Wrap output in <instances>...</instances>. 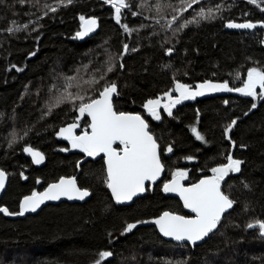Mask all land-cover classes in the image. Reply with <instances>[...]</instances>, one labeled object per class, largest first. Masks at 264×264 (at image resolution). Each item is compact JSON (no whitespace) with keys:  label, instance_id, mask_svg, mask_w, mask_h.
Instances as JSON below:
<instances>
[{"label":"trees","instance_id":"obj_1","mask_svg":"<svg viewBox=\"0 0 264 264\" xmlns=\"http://www.w3.org/2000/svg\"><path fill=\"white\" fill-rule=\"evenodd\" d=\"M130 2L140 15L121 9L118 23L105 0H73L67 7L59 0H0V169L9 176L0 208L19 213L24 196L77 174L86 153L72 150L59 130L80 118L82 133L89 130V119L79 117L71 103L51 107L68 92L79 93L86 102L114 82L119 92L115 110L139 113L148 122L166 168L165 178L149 185L144 197L119 206L106 184L104 158L85 162L78 183L91 192L86 202L49 204L20 218L0 213V264H94L102 251L113 253L103 264H264V237L258 228H247L264 220V98L197 99L172 116L161 112L160 120L144 107L148 100L177 93V82L190 89L227 82L235 89L243 87L250 69L264 71V29H226L233 20L264 22V0H200L174 22L177 13L167 5L178 6L179 0ZM200 8L205 14L212 9V18H201ZM82 16H94L100 24V31L85 41L77 38ZM187 21L193 22L177 31ZM23 25L27 27L15 31ZM233 120L236 124L226 132ZM193 127L204 140L196 138ZM26 146L41 151L46 164L35 167L24 153ZM229 156L243 162L241 171L222 184V191L236 201L233 211L199 246L164 240L152 221L165 211L186 213L163 185L177 170L188 173L186 184L195 183ZM133 223L136 227L125 232Z\"/></svg>","mask_w":264,"mask_h":264},{"label":"snow or ice","instance_id":"obj_2","mask_svg":"<svg viewBox=\"0 0 264 264\" xmlns=\"http://www.w3.org/2000/svg\"><path fill=\"white\" fill-rule=\"evenodd\" d=\"M19 2L24 4L25 0H19ZM105 2L111 4L115 9V18L118 23L121 20V9L129 10L133 16L140 15L139 12L132 11L130 0H105ZM251 2L256 3V0H251ZM59 3L67 7L73 3V0H59ZM197 3H200V0H179L178 6H173L169 3L167 7H171L177 13V15L172 16V21H176L179 15L193 8V5ZM48 7L52 12L57 11L56 7ZM155 8L159 11L161 4H156ZM198 15L203 19L212 18V9H209L208 13L205 14L204 8H200ZM80 19L84 21V26L83 31L77 33V35L83 37L95 29L97 21L95 19L85 20L83 16ZM192 22L187 21L186 24L179 26L177 31L187 26V23ZM195 22L198 23L199 21ZM121 26L125 31H132L127 24H122ZM226 26L228 28L255 29L257 24L252 22H230ZM260 26L264 27V22H260ZM26 27L27 25L17 27L15 31H20ZM7 31L12 32L13 29L9 28ZM124 51H128V45H124ZM167 52L171 55L172 49L169 48ZM108 71H112V68L109 67ZM66 79L71 81L75 77H66ZM100 79H104V77L101 76ZM94 82L99 83V81ZM257 88L264 90V71H259L256 68L248 71L247 81L241 88H230L227 82L221 84L207 82L199 85V90L191 91L188 85L177 82L175 91L180 93L179 97L173 99L171 93H165L168 96L169 103L164 104L163 108L169 116H172V108L175 105L181 103L182 100L203 96L206 91H236L248 97L259 95L264 98V92L258 93ZM98 92V98L88 97L86 102L85 97L79 93L68 92L61 94L54 99L51 107H57L65 102L71 103L78 111L79 117L87 115L91 118L90 123H88L90 131L85 129L82 134L76 135L75 130L81 125L74 122L67 127L61 128L59 135L71 141L72 148L80 149L88 157H97L104 154V157H106V184L108 189L111 190L116 203L129 202L133 200V197L146 191V182L154 183L164 171L158 151L159 145L149 131L148 123L140 115L114 110L112 97L113 95H119L117 85L114 82L103 85L102 90H98ZM76 101H80V103L76 104ZM144 107L156 120L161 119L158 110L161 107L160 99L148 100ZM255 107L256 104H252V108ZM235 124L236 121L233 120L225 131L231 132L232 126ZM192 132L195 133L198 140H204V136L195 127L192 128ZM117 144L122 147H114ZM23 150L30 153L37 164L44 159L42 153L33 150L31 147H26ZM62 150L69 151V149ZM171 151L172 148L169 146L167 152ZM187 159H192V157ZM227 159V164L213 167L210 170L211 176L201 179L198 183L189 187H185L182 183L188 176V173L183 170H177L173 174V179L163 185L164 192L177 193L182 198L184 207L195 214L194 217H185L171 212H164L163 215L154 221L164 236L172 237L176 241H188L195 246L198 241L205 240L206 237H209L210 234L217 230L225 213L232 209L236 203L234 199L222 191V182L229 173H239L243 163L241 160L233 159L231 156ZM5 179V173L0 170V189H3ZM244 187L250 188V185L245 183ZM89 195L90 192L87 189L77 186L75 177L70 179L61 178L58 183L49 185L43 193L34 192L31 196L25 197L19 213H10L7 208H0V212L8 215H24L28 211L35 212L47 200H59L62 196L70 200H84ZM135 227L136 224L134 223L127 224L125 232H131ZM247 228H258L260 235L264 237V220H256L249 223ZM98 256L99 258L94 264H103L106 258L113 256V253L111 251H102Z\"/></svg>","mask_w":264,"mask_h":264},{"label":"water","instance_id":"obj_3","mask_svg":"<svg viewBox=\"0 0 264 264\" xmlns=\"http://www.w3.org/2000/svg\"><path fill=\"white\" fill-rule=\"evenodd\" d=\"M89 19H95V20L97 21L96 27H95V29H94L93 31L89 32L87 35H85V36H83V37H80V36L77 35V38H78L80 41H85V40H87V39H89V38L95 36V35L100 31V24H99L98 19H97L96 17H94V16H90V17L85 18V20H89ZM230 22H231V23H247V22H252V23H256V24H257V27H256L255 29H239V28H228V27L226 26V29L229 30V31L245 32V31H253V30H256V29H264V27H261V26H260V22H253V21H234V20H233V21H229L228 23H230ZM228 23H227V24H228ZM227 24H226V25H227ZM83 26H84V21L82 22V25H81V27H80L79 32H82V31H83ZM79 32H78V33H79ZM205 83H207V82H205ZM211 83H214V84H221V83H216V82H211ZM202 84H204V83H202ZM200 85H201V84H200ZM228 86H229V85H228ZM229 87H230V86H229ZM230 88H231V87H230ZM190 90H191V91H197V90H199V86H198L197 88H195V89H190ZM258 90H259V88H257V91H258ZM219 95L243 96L242 93H240V92H236V91H231V92H228V91H215V92H212V91H206L205 94H204L203 96H197L196 98H205V97H209V96H219ZM116 97H117V95H113V97H112V103H113V108H114V110H115V107H114V101H115V98H116ZM97 98H98V97H97ZM167 98H168V96H167ZM124 113H130V114H134V115H136V114L140 115L139 113H134V112H124ZM86 116H87V115H86ZM140 116H141V115H140ZM87 117H88V116H87ZM141 117H142V116H141ZM142 118H143V117H142ZM88 119H89V123H90L91 118L88 117ZM143 119H144V118H143ZM144 120H145V119H144ZM145 121H146V120H145ZM146 122H147V121H146ZM147 123H148V122H147ZM148 125H149V124H148ZM88 131H90V128H89ZM149 131H150V130H149ZM80 134H82V133H80ZM80 134H79V135H80ZM152 135H153V133H152ZM153 136H154V135H153ZM154 137H155V136H154ZM155 139H156V138H155ZM156 141H157V140H156ZM157 143H158V142H157ZM158 145H159V143H158ZM118 146H119V144L114 145V147H118ZM26 147H31V146H26ZM26 147H25V148H26ZM31 148H32L33 150H35V151H39L38 149H35V148H33V147H31ZM158 151H159V153H160V160H161V163L163 164L162 159H161V148H160V145H159V149H158ZM39 152L42 153L41 151H39ZM24 153H25V155H26L28 158L31 159V161H32V163H33V165H34L35 167H42V166H44V165L46 164V157H45V155H44L43 153H42V154H43L44 159H43V161H42L41 163H39V164H37V163L35 162L34 157H33L30 153H28V152H26V151H24ZM99 158H104L105 166H106V157H104V154H101L100 156H97V157H88V156L86 155L85 158L82 159V160L78 163V169H79V170H78V172H77L76 175H73V176H71V177H62V178L70 179V178L75 177V178H76V182H77V186L80 187V186H79V183H78V178H79V175H80V172H81V165L84 164L85 162L89 161V160H92V159H99ZM163 166H164V164H163ZM0 170H2V171L5 173V176H6L5 183H4V187H3V189H0V201H1L3 195L5 194V192H6L7 188H8V185H9V176L7 175V173H6L3 169H0ZM165 174H166V168H165V166H164V171L161 173L160 177H159L154 183H153V182H146V191H145L144 193L139 194V195L136 196V197H133V200H132V201H129V202H125V203H116L114 197L112 196L111 190H110V189H108V190H109V192H110V194H111V196H112V198H113V200H114V203H115L116 205H119V206H130V205H132L136 200H138V199L144 197V196L147 194L148 186H149V185H157V184H159V183L165 178ZM229 175H230V173H229ZM229 175L225 177V180L222 182V184L227 180V178L229 177ZM208 176H211V175H208ZM208 176L202 177L201 179H204V178H206V177H208ZM60 179H61V178H60ZM60 179H59L58 181H55V182H53V183H50L49 185L54 184V183H58V182L60 181ZM172 179H173V178H172ZM172 179H170V180L167 181L166 183L170 182ZM201 179H199V180L196 181L195 183H198ZM186 182H187V179H185V180L182 181V183H183V185H184L185 187H189V186H191L192 184H195V183H192V184H186ZM49 185H47L43 190L38 191V192H36V193H43V192L49 187ZM80 188H81V187H80ZM221 188H222V185H221ZM82 189H83V188H82ZM87 190H88V189H87ZM88 191H89V190H88ZM89 192H90V191H89ZM32 194H33V193H32ZM32 194H28V195H26V196H24V197L22 198V200H21V202H20V211H21V206H22V204H23V202H24L25 197L31 196ZM166 195L178 199V200L181 202V204H182V206H183V208H184V211H185L186 215H183V214H180V213H176V212H173V211H165V212H171V213H173V214L181 215V216H185V217H194V216H195V214L192 213L190 209H187V208L184 207L183 200H182V198H181L177 193H166ZM90 198H91V192H90V195H89L88 197H85L84 200H79V199H71V200H70V199H68L67 197L62 196L59 200H47V201H45L43 204H41V205L36 209L35 212L28 211V212H25L24 215H27V214H37V213H39L44 207H46V206L49 205V204H59V203H62V202H67V203H84V202H86L87 200H89ZM233 209H234V206H233V208L230 209L227 213H225V215H227L228 213L232 212ZM8 212H9V211H8ZM0 213H2V212H0ZM163 213H164V212H163ZM163 213H162L161 215H163ZM24 215H8V214H7V216L10 217V218H20V217H22V216H24ZM161 215H159L158 217H156V218L152 221V224L156 227V229H157V231L159 232L160 236H161L164 240L169 241V242H173V243H176V244H179V245H182V244H188V245H190V246H193V245L191 244V242H188V241H176V240L173 239L172 237H166V236H164V235L160 232V230H159V226L156 225V224L154 223V221H155L156 219H158ZM218 227H219V226H218ZM217 230H218V228H217ZM217 230H215V232H216ZM210 235H211V234H210ZM210 235H209V236H210ZM207 238H208V237H206L205 240H206ZM205 240H203V241H198L197 244H196L195 246H199V245H201L202 243L205 242ZM195 246H193V247H195Z\"/></svg>","mask_w":264,"mask_h":264},{"label":"flooded vegetation","instance_id":"obj_4","mask_svg":"<svg viewBox=\"0 0 264 264\" xmlns=\"http://www.w3.org/2000/svg\"><path fill=\"white\" fill-rule=\"evenodd\" d=\"M196 88H197V87H196ZM191 89H195V88H191ZM233 89H234V88H233ZM257 92H258V91H257ZM179 95H180V93L177 92V93H175L174 95H172V97H173V99H176V98L179 97ZM231 96L233 97L234 95H219V96H209V97H205V98H195V99L182 100L181 103L175 105V107L172 108V111L175 110L176 108H178V107H180V106L186 104V103L195 102V100H197V99L201 100V99L213 98V97H224V98H225V97H231ZM238 97H248V96L243 95V96H238ZM159 99H160L161 107H160L158 110H159V113H160V115H161V112H162V113H164V112L167 113V111L163 108V105L166 104V103H169V100H168L167 96L160 97ZM151 117H152V116H151ZM153 118H154V117H153ZM227 163H228V162H226L225 164H227ZM225 164H223V165H225ZM230 174H231V173H230Z\"/></svg>","mask_w":264,"mask_h":264},{"label":"rangeland","instance_id":"obj_5","mask_svg":"<svg viewBox=\"0 0 264 264\" xmlns=\"http://www.w3.org/2000/svg\"><path fill=\"white\" fill-rule=\"evenodd\" d=\"M77 123H79V124H81V121H80V118L78 119V121H77ZM67 127V126H66ZM80 128L81 127H79V128H77L76 130H75V134L76 135H79L81 132H80ZM60 136V135H59ZM61 138H63L62 136H60ZM64 139V138H63ZM66 140V139H65ZM68 142H69V144H70V147H71V141H69V140H67ZM71 149L72 150H76V151H81L80 149H75V148H72L71 147Z\"/></svg>","mask_w":264,"mask_h":264}]
</instances>
